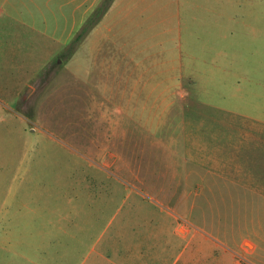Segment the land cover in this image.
I'll return each instance as SVG.
<instances>
[{"label":"rangeland","instance_id":"rangeland-1","mask_svg":"<svg viewBox=\"0 0 264 264\" xmlns=\"http://www.w3.org/2000/svg\"><path fill=\"white\" fill-rule=\"evenodd\" d=\"M137 3L142 32H85L71 0L0 14V264L33 229L54 242L52 208L138 204L204 236L207 264L263 263L264 0Z\"/></svg>","mask_w":264,"mask_h":264},{"label":"crops","instance_id":"crops-1","mask_svg":"<svg viewBox=\"0 0 264 264\" xmlns=\"http://www.w3.org/2000/svg\"><path fill=\"white\" fill-rule=\"evenodd\" d=\"M96 1L71 0L75 4L74 13L77 8H82L79 19L74 16V22H79V29L88 22L85 32H117L116 26L125 32L127 17L132 18V30L135 32H142L144 25H152L148 23L152 16L138 17L137 0H111L99 17L89 21L88 14L93 11ZM8 3L13 12L0 8V14L5 13L6 19L45 21L46 0H14ZM139 9L143 12L141 6ZM138 28L140 30L137 31ZM206 158L216 162L214 156ZM135 193L142 197L141 191ZM50 212L54 214L51 218L54 224L47 230L52 229L53 232L41 226L38 234H53L54 242L35 236L32 228L29 238L22 235L8 241L6 264H207L206 238L191 240L189 226L179 222L175 224L173 219L177 216L174 212L157 204H138L129 207L118 220L109 217L106 221L107 206H60ZM31 249L43 251V255L27 252ZM49 250H54V253ZM262 262L264 264V255ZM209 264H222V259Z\"/></svg>","mask_w":264,"mask_h":264}]
</instances>
